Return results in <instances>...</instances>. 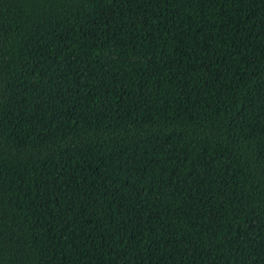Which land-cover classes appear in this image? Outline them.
Masks as SVG:
<instances>
[{
	"label": "trees",
	"instance_id": "trees-1",
	"mask_svg": "<svg viewBox=\"0 0 264 264\" xmlns=\"http://www.w3.org/2000/svg\"><path fill=\"white\" fill-rule=\"evenodd\" d=\"M0 264H264V0H0Z\"/></svg>",
	"mask_w": 264,
	"mask_h": 264
}]
</instances>
